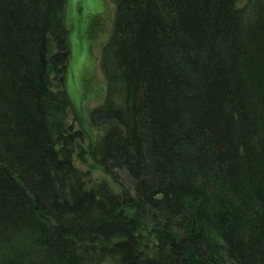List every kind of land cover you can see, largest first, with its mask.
Masks as SVG:
<instances>
[{
  "label": "trees",
  "instance_id": "trees-1",
  "mask_svg": "<svg viewBox=\"0 0 264 264\" xmlns=\"http://www.w3.org/2000/svg\"><path fill=\"white\" fill-rule=\"evenodd\" d=\"M109 2L88 116L129 205L73 160L66 0H0V264H264V0Z\"/></svg>",
  "mask_w": 264,
  "mask_h": 264
},
{
  "label": "water",
  "instance_id": "water-1",
  "mask_svg": "<svg viewBox=\"0 0 264 264\" xmlns=\"http://www.w3.org/2000/svg\"><path fill=\"white\" fill-rule=\"evenodd\" d=\"M112 18L109 0H66L64 26L68 36L67 49L61 53L66 63L60 83L72 115L68 130L73 132L78 126L91 152L95 135L86 107L91 101H102L108 92V84L99 73L96 51L105 49L111 39Z\"/></svg>",
  "mask_w": 264,
  "mask_h": 264
},
{
  "label": "rangeland",
  "instance_id": "rangeland-1",
  "mask_svg": "<svg viewBox=\"0 0 264 264\" xmlns=\"http://www.w3.org/2000/svg\"><path fill=\"white\" fill-rule=\"evenodd\" d=\"M112 12H113V10H112ZM99 54H100V52L97 50L96 51L97 58L99 57ZM65 63H66V60H65ZM62 69H63V67H62ZM62 74H63V71H62ZM62 74L59 76V78H57L59 82H60V77L62 76ZM100 102H94V101L89 102L87 104V107H86L88 114L92 109L97 108L99 106ZM71 123H72V121L69 122V126L71 125ZM69 126H68V128H69ZM66 131H69V130L67 129ZM79 131L80 130H79L78 126H76L75 129L73 130V132L69 131L68 134L74 135V134L78 133ZM93 131H94V135H95V145H96L98 133L96 130H93ZM76 140L74 141L75 142V147H74L75 149H74L73 160H74L76 168L80 172L87 174L86 182H87L88 188H94L96 186H99L100 184L106 183L111 187V189L116 194H121L123 196V200L126 204H128V205L131 204L133 202L132 192L125 190V189L123 190L121 188V186L119 184H117L116 181L114 179H112L105 172V170L97 162V160H95L93 158L92 154H93L95 145H94L93 151L91 152L89 149L88 139L86 138L85 135L82 137L77 136ZM88 150L90 151V154L88 153ZM126 210L128 211V213L130 215H133V211L130 208H127Z\"/></svg>",
  "mask_w": 264,
  "mask_h": 264
}]
</instances>
